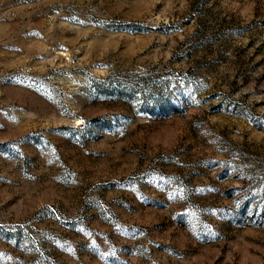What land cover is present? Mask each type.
<instances>
[{
  "label": "rangeland",
  "instance_id": "rangeland-1",
  "mask_svg": "<svg viewBox=\"0 0 264 264\" xmlns=\"http://www.w3.org/2000/svg\"><path fill=\"white\" fill-rule=\"evenodd\" d=\"M0 264H264V0H0Z\"/></svg>",
  "mask_w": 264,
  "mask_h": 264
}]
</instances>
